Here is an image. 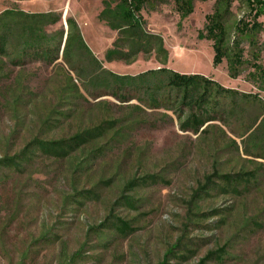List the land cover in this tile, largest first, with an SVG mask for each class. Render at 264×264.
Instances as JSON below:
<instances>
[{
    "label": "rangeland",
    "instance_id": "rangeland-1",
    "mask_svg": "<svg viewBox=\"0 0 264 264\" xmlns=\"http://www.w3.org/2000/svg\"><path fill=\"white\" fill-rule=\"evenodd\" d=\"M104 1L0 0V14H58L46 43L62 44L55 63L25 57L20 33L0 56V161L25 156L0 162V264H264V84L251 68L232 79L226 60L214 67L212 42L198 36L215 0H195L185 19L175 0L144 7L166 64L154 52L107 61L118 32L99 18ZM233 12L232 25L250 14L242 0ZM70 20L92 55L77 45L68 64ZM92 58L119 75L200 73L240 95L198 132L185 130L191 112L180 99L160 92L155 108L129 91L122 101L97 86L109 76ZM88 131L95 137L66 157L34 142ZM224 176H240V193L223 190Z\"/></svg>",
    "mask_w": 264,
    "mask_h": 264
},
{
    "label": "trees",
    "instance_id": "trees-1",
    "mask_svg": "<svg viewBox=\"0 0 264 264\" xmlns=\"http://www.w3.org/2000/svg\"><path fill=\"white\" fill-rule=\"evenodd\" d=\"M160 1H104V8L99 18L112 30L118 32L113 47L106 52L108 62L130 63L142 53L151 55L154 52L162 57L159 60L162 64L167 63L168 52L164 47L163 38L147 31L146 21L142 15L145 6ZM175 1L182 19L193 13L195 0ZM237 1L240 0H215L214 12L207 15L206 26L200 31L198 37L212 42L214 67H218L226 60L228 74L232 79L242 75L246 67L251 68L250 77L262 86L264 84V44L260 42L259 36L264 32V19L261 20L264 17V0H242L250 14L243 16L232 25L230 22L234 16L233 5ZM59 19L58 14H31L21 10L4 11L0 14V56L9 54L12 41L17 34L21 33L24 39L25 57L55 63L59 59L62 44L46 43L52 38L48 36L45 28L56 24ZM70 26L71 34L62 50L68 64L77 45L92 55L79 33L77 24L70 20ZM19 62L20 60L14 61L15 64ZM95 65L109 76V80H103L97 86L110 89L112 95L122 101L127 99L129 91L145 92L155 108L162 105L158 97L160 92H168L170 96L174 95L176 99H180L181 108H188L191 112L183 129L191 128L194 132H198L204 124L217 119V111L222 108L224 100L234 99L240 95L237 90L224 87L217 80L200 73H180L168 67H161L151 68L136 75H119L104 69L99 60L92 58V66ZM93 132L78 133L70 139L37 138L34 142L39 151L48 156L66 157L95 137ZM24 158V154H15L13 157L3 158L0 162L4 166H18L19 163L16 160L23 161ZM222 179H224V191L240 193V176L235 179L224 176ZM127 203L130 202L127 201ZM125 225L122 224L121 229H124Z\"/></svg>",
    "mask_w": 264,
    "mask_h": 264
}]
</instances>
